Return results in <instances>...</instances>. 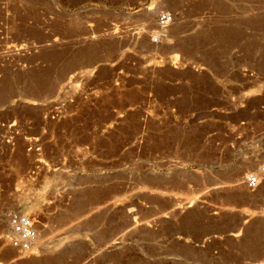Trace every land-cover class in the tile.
Wrapping results in <instances>:
<instances>
[{"label": "rangeland", "instance_id": "1", "mask_svg": "<svg viewBox=\"0 0 264 264\" xmlns=\"http://www.w3.org/2000/svg\"><path fill=\"white\" fill-rule=\"evenodd\" d=\"M0 264H264V0H0Z\"/></svg>", "mask_w": 264, "mask_h": 264}, {"label": "built area", "instance_id": "2", "mask_svg": "<svg viewBox=\"0 0 264 264\" xmlns=\"http://www.w3.org/2000/svg\"><path fill=\"white\" fill-rule=\"evenodd\" d=\"M172 20L173 15L167 11H161L156 16V22L160 28L166 27ZM245 184L253 190L259 186V179L254 174H248L245 177ZM8 224L10 227L7 236L9 246L22 256L32 255L37 239L35 219L29 214L14 212L8 215Z\"/></svg>", "mask_w": 264, "mask_h": 264}, {"label": "bare ground", "instance_id": "3", "mask_svg": "<svg viewBox=\"0 0 264 264\" xmlns=\"http://www.w3.org/2000/svg\"><path fill=\"white\" fill-rule=\"evenodd\" d=\"M42 243V242H41ZM38 244H39V242H38ZM40 247V246H39ZM35 248V247H34ZM34 251H35V249H34ZM44 251V250H43ZM261 261V260H260ZM261 262H263V261H261Z\"/></svg>", "mask_w": 264, "mask_h": 264}]
</instances>
